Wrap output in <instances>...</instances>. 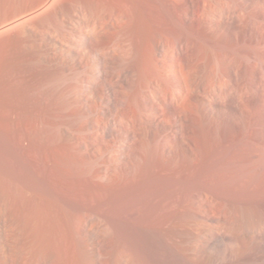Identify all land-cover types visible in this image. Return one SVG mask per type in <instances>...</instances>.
Wrapping results in <instances>:
<instances>
[{
    "label": "bare ground",
    "instance_id": "obj_1",
    "mask_svg": "<svg viewBox=\"0 0 264 264\" xmlns=\"http://www.w3.org/2000/svg\"><path fill=\"white\" fill-rule=\"evenodd\" d=\"M20 6L0 17V246L40 255L46 218L53 242L37 264H241L243 248L264 252V198L251 216L204 187L192 196L216 150L249 138L264 154V0ZM194 204L235 235L250 220L258 231L229 248L238 237L193 231Z\"/></svg>",
    "mask_w": 264,
    "mask_h": 264
},
{
    "label": "rangeland",
    "instance_id": "obj_2",
    "mask_svg": "<svg viewBox=\"0 0 264 264\" xmlns=\"http://www.w3.org/2000/svg\"><path fill=\"white\" fill-rule=\"evenodd\" d=\"M31 1H34V0H0V17L3 14L11 13L14 10V8L16 9L20 5L21 6L26 5V4L30 3ZM17 5H18V7H16ZM7 50H8V53H10V54H16L17 53V55L24 52L25 46H24L23 39L22 38H16L13 41H11L7 46ZM255 150H256V145L249 138L239 139L237 144H235L234 146L232 145L231 147H228V149L223 148L222 150H220V149L216 150L219 152L213 153L211 155V157L209 158V162L207 161L208 159H206V162H204V164L205 163L206 164L205 165L203 164L205 167L202 166L201 170H199L200 172L198 171L195 175V180H194V183L192 184V186H193L192 191L193 192L195 191L194 193L192 192L193 198H195V196H198L202 189L206 188L205 190H208L210 194L214 195V197L212 195L214 200L215 199L217 200L218 197L219 198L222 197L221 199H224L226 196V198L224 200H228V201L230 200L229 202H231V200L232 201L234 200L233 202H235V200H236V202L237 201H240V202L244 201V205H245L244 207H246L245 209L252 210V211H250L251 214L253 212V214L251 216H253V215L255 216V211H256L255 209L257 208V204H258L257 200H260V198L261 199L264 198V154L260 153V152L258 153L257 151L255 152ZM255 153H258V155L254 156ZM216 154H218V155H216ZM198 173H200V174H198ZM195 182H196V185H195ZM154 184L155 183H153V185L152 184H145L148 187H144V188L146 189V191L149 190L148 191L149 193H150V191L156 192L157 190H159V188H157V187L160 185L159 187H161V186L162 187L159 191L165 192L164 191L165 190V186H164L165 184L164 185H162L161 183L156 184L158 186H156ZM163 186H164V188H163ZM194 186H195V188H194ZM196 188L197 189L199 188V190H197ZM194 194H196V195H194ZM229 196H231V198ZM214 200H211V201H214ZM211 203H212L213 207H215L214 202H211ZM125 205L128 206V201L125 202ZM14 207H15L14 210H15V217H16L15 219L17 221L16 227H20L22 225V223L23 224L25 223V221H22V220L26 219L25 218L26 217L25 216L26 211H25V208L23 207V203H20V201L18 199H15ZM251 207L253 209H251ZM214 209H216V208H214ZM212 211L208 212V214H207V213L203 212L201 207L199 208V205L197 206V204L196 205L194 204V213H192L190 216V218L194 222V224L192 226V228L194 230L193 229L192 230L193 231L198 230L197 226H199L200 229H203V227H205L204 229L208 228L207 230H210V231L216 232V233H218L220 231L222 232V230H223V232H225L226 234H231L232 236L234 235V238L238 237V239L235 238L233 241L229 242L230 244L228 243L229 248L233 247L234 244H235V246H237V243H240L242 245L243 243H246V242L249 243L250 242L249 239L245 238L244 233L245 232L249 233L251 231L250 233L253 234V232H255V229L257 227L256 228L254 227L253 223L250 222L251 220L248 222H250L252 225L248 226V224H246L247 221L244 223L245 226L247 225L246 226L247 228L243 225L245 228L244 233L240 231L241 232L240 234L237 233L235 235L233 232H230L231 231L230 228L229 227L227 228V224L223 220H221L223 222L222 223L221 221H210L208 219V216L210 214H211V216H213V215L218 216V214H219L218 213L219 210H217V209L212 210ZM201 212H203V213H201ZM248 212L249 211H247V213ZM250 212L248 214H250ZM203 216H205V217H203ZM23 217L25 219H23ZM61 219H62V217L61 218L59 217L58 221L63 222L64 220L60 221ZM45 220H47V221L45 222ZM47 222H48V219H46V218L43 219V224L41 226L42 231L39 233L41 235H39V242H37V246H39V247L41 245L45 246V247H42V246L40 247L41 249H43V250H41L42 252H40V255L38 253L39 251L35 252L33 250L34 253L32 251L30 253V251H28V252L24 251L23 252V251H20L19 249H16L14 253L10 254L6 250V248L0 246V264H37V262L39 261V256L40 257H41V255L44 256L45 249H47V247L49 248L50 247L49 245L53 242L52 238H53V233H54L53 230H55L54 229L55 223L53 221L48 222V223ZM53 223H54V225H53ZM17 225H19V226H17ZM14 227H15V224H14V226H12V228L9 229V233L12 236H13L14 232H15L14 235H16V230H15L16 227H15V229H14ZM252 227H254V228H252ZM250 228H252V229H250ZM261 229H263L262 231H264V227ZM224 230H226V231H224ZM241 230L243 231V228ZM256 231H258V228L256 229ZM147 232L148 231L146 230L145 234H147L146 235L147 237L146 236H144V237L146 239L148 238V240L151 241V242L148 241L149 242L148 248H149V251L152 252V251L156 250L157 247H159V244L156 242L155 236L153 234H150L149 233L150 231L148 233ZM66 234H67L66 236L69 238V234L68 233H66ZM239 235L240 236L242 235V238ZM152 237L154 238V240ZM244 238L246 240H248L249 242L246 241ZM240 240H241V242H240ZM255 241L257 242V240H255ZM149 245H150V247H149ZM246 245H249V244H246ZM242 252L245 255H243L244 259L242 260L243 262L241 261V264H249V263L250 264H264V252H261V254L257 255L259 258H257V256L249 257L247 255V249H245V248H243ZM36 255H38V256H36Z\"/></svg>",
    "mask_w": 264,
    "mask_h": 264
}]
</instances>
